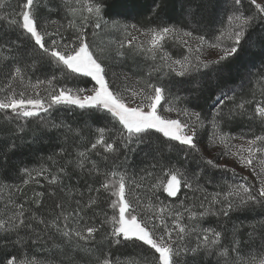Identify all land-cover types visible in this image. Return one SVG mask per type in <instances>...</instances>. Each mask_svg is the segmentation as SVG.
Listing matches in <instances>:
<instances>
[{"label": "snow or ice", "instance_id": "snow-or-ice-1", "mask_svg": "<svg viewBox=\"0 0 264 264\" xmlns=\"http://www.w3.org/2000/svg\"><path fill=\"white\" fill-rule=\"evenodd\" d=\"M169 3L17 0L13 6L0 0V119L39 118L42 127L62 130L65 144L73 140L71 151L61 147L48 157L50 165L19 169V184L0 183V193H7L0 207V264H83L85 258L86 264H178V257L179 264H200L201 253L215 254L217 264H264V216L233 224L227 245L225 225L204 226L208 217L264 212V72L239 100L221 92L207 112L200 95L182 98L161 82L213 67L230 72L246 48L258 46L264 62V36L253 41L251 35L264 31V0H222L220 9L198 5L223 13L207 30L174 21ZM126 60L131 72L114 70ZM41 68L51 71L41 78ZM61 111L103 123L85 125L91 130L85 135L53 117ZM240 124L248 130L233 132ZM142 145H153L154 154L130 171ZM161 145L177 158L165 156ZM190 160L198 170L188 167ZM76 171L78 184L68 187L64 180ZM8 179L0 171V181ZM31 184L44 190L28 197ZM45 196L53 201L48 208ZM29 244L61 259L29 256ZM128 245L141 251L122 260L116 251Z\"/></svg>", "mask_w": 264, "mask_h": 264}, {"label": "trees", "instance_id": "trees-1", "mask_svg": "<svg viewBox=\"0 0 264 264\" xmlns=\"http://www.w3.org/2000/svg\"><path fill=\"white\" fill-rule=\"evenodd\" d=\"M6 2H10L13 6L17 3V0H6ZM222 0H170L168 13L173 18L174 21L183 22L186 25L191 26H203L205 30L212 28L213 26H217L214 24L216 20L219 19V16L222 15V12L214 13L212 8L209 7L207 9L198 8V5H202L204 3L208 4H216L217 8L220 9L223 7L221 4ZM119 11V7L116 9ZM46 11V10H45ZM192 13H195L193 16ZM139 19V16L136 17ZM15 33L5 32L4 36L7 38H15ZM253 41L258 40L261 36H264V31H261L260 28H257L255 32L252 34ZM243 57H247L248 59H261L259 53V47L251 48L247 51L246 54L242 55L237 61L233 62L230 72L225 73H217L213 68L210 69H202L200 74L194 73L192 77L189 78H180L175 76L165 77L163 84H165L170 91L171 94L187 97L191 99L194 95H200L201 99L198 103L204 107L207 112L208 109L214 104L216 97L221 94L222 91L229 87H233L241 83L246 75H247V67L248 64L243 61ZM115 71H120L123 69L124 71L131 72L133 69V65L131 61H124L123 64L114 65ZM50 69L41 68L37 70L36 75H40L43 78V74L46 72L50 73ZM143 71H147V68L144 67ZM183 81V82H180ZM247 93L244 90L241 93H237V99L241 96H244ZM187 103V100L185 101ZM230 103V102H229ZM53 117L57 119H64L67 122L73 124L74 127H80L84 130L85 135L90 134V129L85 127V125H89L93 123L95 120L97 123L102 124L103 121L99 119V117H91L90 114L84 113L81 115L79 112L69 115L67 111H61L59 113H53ZM23 124L24 130L22 132L17 130V125ZM246 128V125H233L232 131L235 133H239ZM12 144H15V148L11 151H7L8 147ZM73 140L69 139L67 144H65L64 136L62 135V130H52L49 128H45L41 126V122L39 118L30 119L27 122L13 121L12 124H8L7 122L0 119V171H3L9 179L7 181H0V183H9V184H19L20 176L18 174L19 169L27 167V168H38L41 164L50 165L51 161L48 160L49 156H53L55 153L60 151L61 147H67L69 151L72 150ZM153 145H142L140 150L133 154L131 157V163L133 165L130 171H136L139 167L143 166L144 163H148L152 155L154 154L152 149ZM161 148L165 152V156L171 155L173 159H176L175 153L169 154L167 149L161 145ZM148 152V156L144 155L145 152ZM98 159V158H97ZM181 162H183V157H179ZM59 163H65L67 157L61 160L57 157ZM188 167L192 170H198V165L196 160H190L188 162ZM71 171V169H70ZM79 175V172H73L71 178H65L64 184L68 187L76 186L78 184L76 176ZM226 178H229L228 173L224 174ZM41 184L47 185V181H44L41 178ZM81 191H83V183L80 182ZM208 190H214L212 185H207ZM44 190L39 185L31 184L27 188V195L31 197L33 195V191ZM62 195V194H59ZM85 195H87L85 193ZM191 195V193H189ZM0 207L3 205V199L7 198V193H0ZM181 199H183V195H181ZM52 199L48 196L44 198L45 208H48L52 204ZM43 211V210H41ZM264 216V212H261L259 209L256 210L255 213L251 211H243L239 213H234L231 216V219L220 218L218 221L216 217H208L204 226H212L217 227L219 229L220 225H225V231L227 233L225 239V245L229 239H231V226L235 223H239L240 221H244L247 223L248 221L253 220L254 218H259ZM249 230L245 229L241 232L242 240L247 243L248 236L247 232ZM256 243L260 244L261 241L257 238ZM51 245L49 244L48 247ZM8 251H14L15 249L12 246H9ZM26 253L31 256L34 255L40 260L46 259H61L59 255H53L49 253L46 248L41 246H33L31 244L28 245V248L25 250ZM141 249L137 247H133L131 245L128 246H120L116 251V254L120 256L122 260H126L129 258H136L140 253ZM255 250L253 249V252ZM77 260H80V256L77 255ZM182 257H178V264L182 260ZM188 260H191L192 257L188 256ZM220 259L215 254H207L201 253L199 256L200 264H217V260ZM83 264H86V258L83 261Z\"/></svg>", "mask_w": 264, "mask_h": 264}, {"label": "rangeland", "instance_id": "rangeland-1", "mask_svg": "<svg viewBox=\"0 0 264 264\" xmlns=\"http://www.w3.org/2000/svg\"><path fill=\"white\" fill-rule=\"evenodd\" d=\"M221 4L223 5V7H226V5L223 4L222 2H221ZM222 15H223V13H222ZM248 50L249 49L246 48V53ZM243 61H245L248 64V67H247L248 71H247V75H246L245 79L241 83H239L238 85L233 86V87H229L222 92H225L228 95H232L233 93H236V94L241 93L244 90H246L248 92V89L250 88L251 83L254 82V80L256 79L257 74L260 72H264V62H262L261 59L255 60V59H248L247 57H243ZM170 115H172L173 117L175 116L174 113H172ZM247 130H248V126L246 125V128L243 131H247ZM253 130L257 134H259V128H254ZM210 152H211V150H209V152L206 153V155L210 154ZM228 175L231 178V173H228Z\"/></svg>", "mask_w": 264, "mask_h": 264}]
</instances>
